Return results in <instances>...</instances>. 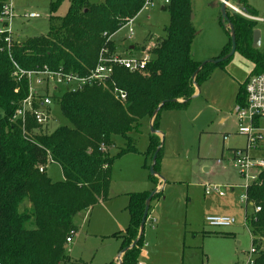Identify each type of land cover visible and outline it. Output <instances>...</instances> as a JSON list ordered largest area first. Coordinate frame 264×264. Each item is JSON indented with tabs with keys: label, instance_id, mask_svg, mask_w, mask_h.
<instances>
[{
	"label": "trees",
	"instance_id": "16d2710c",
	"mask_svg": "<svg viewBox=\"0 0 264 264\" xmlns=\"http://www.w3.org/2000/svg\"><path fill=\"white\" fill-rule=\"evenodd\" d=\"M61 1L49 2L50 14ZM69 1L64 15L48 16L46 34L19 40L9 48L0 40V264L67 262L64 245L68 231L75 229L73 217L86 206L107 197L110 165L115 157L108 152L113 136L125 139L116 155L134 152L136 148L130 134L139 131L144 118L152 117L144 154L151 158L157 149L153 164L157 172L162 150L157 129L159 112L184 107L211 68L228 60L213 63L209 59H193L190 44L195 32L190 21V0H168L164 5L169 13L165 36L150 48L151 57L144 70L129 72L114 66L105 84L92 83L80 90L62 93L57 102L68 124L58 125L50 132L30 134L31 139H24L19 126L10 119L16 103L26 96L27 86L24 80L16 82L12 61L23 69L46 65L83 75L94 67L103 46L114 49L113 41H107L106 37L134 18L143 6V0ZM240 2L254 15L246 0ZM226 13L233 27L235 50L253 61V73L264 71V53L251 47L255 22L228 9ZM218 18L220 20V15ZM225 31L228 41L211 59L229 51L228 29ZM16 87L18 91L14 92ZM114 88L125 93L123 100ZM243 101L242 85L236 104L241 105ZM34 127L29 120L28 130ZM48 156L61 168L63 179L60 181H52L45 171L37 169L46 163ZM258 175L245 189L247 203L260 207L254 219L246 220L255 254L249 264H264V248L260 242L264 238V171ZM151 176L156 183V176ZM149 192L128 194L129 221L120 235L119 250H124L121 264L137 261L143 245L139 226ZM159 193L155 191L151 199Z\"/></svg>",
	"mask_w": 264,
	"mask_h": 264
},
{
	"label": "rangeland",
	"instance_id": "374dc122",
	"mask_svg": "<svg viewBox=\"0 0 264 264\" xmlns=\"http://www.w3.org/2000/svg\"><path fill=\"white\" fill-rule=\"evenodd\" d=\"M50 1L12 0L15 14L34 11L40 15L32 19L13 17L11 29L18 40L46 34L48 16H62L70 5L69 0H62L56 11L50 14ZM88 1L100 3L103 0ZM162 1L151 0L129 24L115 32L114 44H117L118 51L127 50L130 44L137 47L146 37V42L152 44L165 36L164 27L169 22V13L160 9ZM246 2L254 10V16L264 18V0ZM190 6V21L195 32L190 52L195 60L204 61L220 52L228 41V34L218 18L219 7L214 0H190ZM254 28L260 32V44L255 49L264 53V21H256ZM129 29L132 30L131 39H121ZM151 46H146L149 51ZM137 50L132 49V54L140 55ZM253 72V61L235 50L223 65L211 68L209 75L199 83L197 95L191 97L184 107L159 112L157 129L162 150L155 173L165 181L161 186V197H165L166 201L161 204L167 206L171 222H174L168 226L166 224L169 231L167 236L170 237L172 230L177 229L185 233V251L179 256L181 264H242L248 255L251 258L255 255L251 244L252 235L244 223L245 214L250 215L253 206L240 201V196L244 194L243 184L251 179L246 180L240 175L229 159L232 148L245 144L244 136L236 133L237 120L232 109L240 86ZM51 114L49 132L58 125L68 124L58 104L52 105ZM148 120L144 118L139 131L130 134L136 148L134 152L116 155L124 146L125 139L120 135L113 136L109 155L115 157L110 165L108 198L93 204L88 212L81 210L75 214L72 222L76 230L71 242L65 247L69 261L64 264H102L116 256L119 242L114 233L120 230L113 223L114 217L126 225L129 215L124 206L128 192L149 190L154 183L153 176L149 174L151 158L144 154L150 132ZM224 136L227 138L223 139ZM45 173L52 181L62 178L60 166L53 161L46 164ZM206 185H217L226 195L221 197L214 191L205 194ZM212 195H216L219 201L212 205L206 204ZM206 210L232 216L234 223L222 229L210 227L203 219ZM154 225L146 217L143 233H147L149 226ZM214 231L227 234L216 235L212 233ZM153 240L154 237L150 236L143 242H147L152 252L155 249ZM260 242L261 248H264V238Z\"/></svg>",
	"mask_w": 264,
	"mask_h": 264
},
{
	"label": "built area",
	"instance_id": "2783aa9c",
	"mask_svg": "<svg viewBox=\"0 0 264 264\" xmlns=\"http://www.w3.org/2000/svg\"><path fill=\"white\" fill-rule=\"evenodd\" d=\"M168 0H163L164 5ZM151 0H143V7L149 5ZM227 7L235 9L230 3H226ZM15 5L12 0H0V40L10 47L14 42H19L15 37L11 27L12 19L15 16H22L24 19H32L40 17L39 13L34 11H24L23 15L15 14ZM238 15L252 21H264V18L256 17L246 12H236ZM133 18L126 21L120 28L129 24ZM119 28V29H120ZM118 29V30H119ZM117 30V31H118ZM106 34V33H103ZM113 35V34H112ZM112 35H108L107 41L112 40ZM132 30L129 29L124 38L131 39ZM143 46L140 50V55H129V49L119 52L111 49L109 46H103L97 55L96 63L85 74H78L62 69H52L46 65L40 68L23 69L12 61L13 76L16 82L24 80L27 86L26 96L21 98L15 105L11 115V122L17 124L20 128L21 135L24 139H31L30 134H40L48 131V125L52 120V105L58 104L57 100L62 93L66 91L80 90L85 85L92 83L105 84L113 73L114 66H120L129 72H139L144 70L151 53L145 50ZM118 97L123 100L125 93L117 88ZM18 91V87L14 92ZM244 101L241 105H237V110L234 116L237 120L236 133L244 136L245 144L243 147L232 148L231 157L229 158L232 164L237 168L240 175L244 176L249 182L244 185V194L240 196V201L247 205V196L245 189L248 184L258 179V174L264 171V71L253 73L244 82ZM29 120L34 123L35 127L31 131L28 130L27 124ZM224 136L223 139H226ZM219 161V160H218ZM52 162L48 156L46 163L37 167L39 172L45 171L46 164ZM216 192L223 196L225 192L217 185L204 186V193L209 194ZM253 206V212L250 215L244 216V223L246 220L254 219L253 215L260 210L257 205ZM89 207H85L84 211L88 212ZM205 223L214 228L222 229L234 223V218L227 215H206L204 217ZM75 229H70L65 242L72 240V235ZM253 258L248 255L247 260L243 264L251 263ZM135 264H141L136 262Z\"/></svg>",
	"mask_w": 264,
	"mask_h": 264
},
{
	"label": "crops",
	"instance_id": "0c3cea01",
	"mask_svg": "<svg viewBox=\"0 0 264 264\" xmlns=\"http://www.w3.org/2000/svg\"><path fill=\"white\" fill-rule=\"evenodd\" d=\"M219 1L220 0H214V3L215 2L219 3ZM215 5L219 7V5H217V4H215ZM160 9L164 10L163 1H162V5H161ZM114 35H115V33L111 37L113 43H114ZM121 39H125L124 36ZM146 40H147V37L144 40V42L139 44L137 47H136V45L130 44L128 46V48H127L130 51L129 52L127 51V54L133 55L132 51H131L132 49H138L137 51L140 52V50H141V48L143 46H148L149 47L151 45L153 46L156 43L155 42L156 40H155L154 41L155 43L153 42L152 44H149V43L146 42ZM116 45L117 44H114V46H115V48L117 50ZM122 51H119V52H122ZM214 56H212V57H214ZM197 61H200V60H197ZM195 95H197V89H195V92H194L193 96H195ZM146 118L149 119L148 123H149V126H150L151 125V121H152V117H146ZM158 136L160 137V132H158ZM155 176L157 178V181H156V183H153L152 188H150L149 190H147V189L146 190H142V191H151V190L154 189L155 191H159L160 192L158 194V196H156L155 198L151 199L150 206H149L148 213H147V219L151 223H155V225L153 227L149 226L147 233L145 232V229H144L145 233H143V237H142V240L144 242V239L146 241V239L147 240L150 239V236H153L154 240L152 242V245H153V247L155 249L152 252L151 249L147 246V242H145V244L143 243L142 247L140 248L139 255H138L137 259L141 260L143 262V264H181L180 261H179V256L183 255L184 251H185L184 250V243H183V241L185 240V233H184V230H178L177 229V231L176 230H172V232H171L172 234H171L170 237L167 236V232H169V231H167L166 224L168 226L170 224H174V222H171L172 218L169 217V213H168L169 210H167V206H164V204H161V203H165V201H166L165 197H161V189H162L161 186L164 185L165 181H163L159 176H157V175H155ZM61 179H63V176H62ZM225 187L227 188V186H225ZM132 192H141V191H132ZM132 192H128V194L132 193ZM225 195L226 194H224L223 196H225ZM218 196H221V195H218ZM106 198H108V194H107ZM106 198H104V199H106ZM104 199H100L97 202L103 201ZM154 200H155L154 204L151 205L152 201H154ZM218 201H219V198L216 195H212L206 201L207 202L206 204H211L212 205L214 202H218ZM127 203H128V200H127ZM127 203L124 206V208L126 210H127V208H126ZM151 206H152V208H151ZM91 208H92V206H90L88 211H90ZM127 212H128V210H127ZM209 213H211L212 215H220V213H217V211L208 212L206 210V211H204V217L207 214H209ZM128 215H129V213H128ZM204 217H203V219H204ZM128 221H129V217H128ZM113 223H115L116 224V228H118V230H120V231H117V232L114 233L115 237L118 239V242H119L118 249H117V252H116V256L114 258H112L111 260H109L107 262H104L102 264H106L108 262H114L115 264L121 263V255H122V253L119 250L120 243H121L120 235H122L124 233V230H125L128 222L125 225V222H123V221L118 222L117 219H115V217H114ZM184 224H185V222H184ZM75 230H76V228H75ZM217 232H222V231H214L212 233L216 234V235H221V234H217ZM225 233L227 234V232H225ZM222 236H224V235H222ZM70 242H68V243H70ZM66 246H67V243H65L64 247H66ZM136 262H140V261H136ZM142 262H141V264H142ZM71 263L72 264L73 263L76 264V262H71ZM133 264H135V263H133Z\"/></svg>",
	"mask_w": 264,
	"mask_h": 264
},
{
	"label": "water",
	"instance_id": "95a60500",
	"mask_svg": "<svg viewBox=\"0 0 264 264\" xmlns=\"http://www.w3.org/2000/svg\"><path fill=\"white\" fill-rule=\"evenodd\" d=\"M236 1L238 2L239 0H236ZM227 2H228V0H220L219 15H220L221 24L223 25V27L225 29L226 28L228 29L229 40H230V49L225 55H223L221 57H218V58H215V59H209V61H211L213 63H217V62H220V61H223V60L229 58L233 54V52L235 51V36H234V32H233V27H232V25H231V23H230V21H229V19L227 17V13H226V3ZM191 17H192V15L190 14V18ZM253 22H255V21H253ZM259 44H260V32H259L258 29L253 28L252 32H251V47L255 49V48H257L259 46ZM237 107L238 106H234V109L232 111L233 113H235V111L237 110ZM156 111L157 110L154 111L153 115L156 113ZM150 130H152L151 126H150ZM156 153H157V149L155 150V152L153 153V155L151 157V165L149 166V174L150 175H157L155 173V171L153 170V164L155 162ZM157 176H159V175H157ZM154 192H155V190H151L149 192L148 196L145 199L144 210H143V213H142V216H141V221H140V226H139V231L140 232L143 229V225H144L145 219L147 217L150 201H151V198H152ZM133 243L131 245H133ZM123 251L124 250H121V253ZM119 264H121V263H119Z\"/></svg>",
	"mask_w": 264,
	"mask_h": 264
},
{
	"label": "flooded vegetation",
	"instance_id": "af4514ba",
	"mask_svg": "<svg viewBox=\"0 0 264 264\" xmlns=\"http://www.w3.org/2000/svg\"><path fill=\"white\" fill-rule=\"evenodd\" d=\"M227 3H230L231 5H233L234 7H235V9H236V11L234 10V9H231V8H229V7H227V4H226V11H227V9L228 10H230V11H232V12H234V13H236V12H246V13H249L248 12V10L247 9H245V7L241 4V2H240V0L237 2L236 0H228V2ZM247 3V2H246ZM215 4H217V5H219L220 4V1H219V3L217 2H215ZM247 5H248V8L249 9H252L250 6H249V4L247 3ZM253 10V9H252ZM254 11V10H253ZM237 14V13H236ZM250 14V13H249ZM242 17V16H241ZM244 18V17H243ZM234 106H237V104H235ZM233 109H234V107H233ZM233 109H232V111H233Z\"/></svg>",
	"mask_w": 264,
	"mask_h": 264
}]
</instances>
